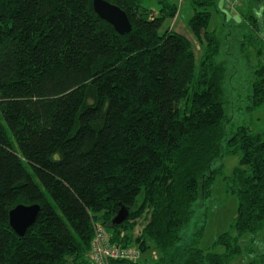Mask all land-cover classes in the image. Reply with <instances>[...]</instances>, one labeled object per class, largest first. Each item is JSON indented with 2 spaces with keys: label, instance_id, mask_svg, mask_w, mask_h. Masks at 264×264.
I'll return each mask as SVG.
<instances>
[{
  "label": "trees",
  "instance_id": "trees-1",
  "mask_svg": "<svg viewBox=\"0 0 264 264\" xmlns=\"http://www.w3.org/2000/svg\"><path fill=\"white\" fill-rule=\"evenodd\" d=\"M93 1L0 0V264H93L96 225L113 245L156 250L155 264H231L240 238L264 229V134L237 117L264 107V62L249 60L263 52V2L245 25L211 30L219 0H184L198 61L166 27L178 14L169 0L157 14L146 0H104L128 15L127 35ZM226 156H239L231 176ZM219 176L237 216L211 249L191 247ZM19 205L40 206L24 236L9 220ZM122 208L129 218L114 226Z\"/></svg>",
  "mask_w": 264,
  "mask_h": 264
},
{
  "label": "rangeland",
  "instance_id": "rangeland-1",
  "mask_svg": "<svg viewBox=\"0 0 264 264\" xmlns=\"http://www.w3.org/2000/svg\"><path fill=\"white\" fill-rule=\"evenodd\" d=\"M169 1L171 4L177 6L178 14L174 20L167 23L166 27L179 34H182L194 44L197 54V60L199 61L203 51L188 26L189 20L193 15L191 6L184 0ZM227 1L229 0L218 1L217 11L220 14L217 12L213 15L212 23L216 22V19L218 18L217 15H225L228 19L227 22H229V24H244V22L240 21L239 18H235L239 15V6L236 7L235 11L230 10L227 7ZM250 2H263L264 5V0H251ZM145 6L150 8L155 14H157L159 11L157 0H146ZM247 10H250L249 7L247 8ZM252 10L255 14L256 12H260V9L256 7H252ZM257 16L261 20L260 26L262 29V34H264V15L261 13L257 14ZM213 27H215L216 29H221L222 25L221 27H218V24H216L213 25ZM249 27V24H247V28ZM260 48L263 50L261 58L257 56L254 49L250 50L251 57L249 60L252 64L264 62V41H261ZM198 61L197 63L199 64ZM239 65L242 66L236 67L237 69L244 67L242 63H239ZM88 102L89 104H93L94 102L92 93L89 94ZM237 117L240 118V122L244 121L245 119L248 120L249 127L254 133L261 132L264 134V107L250 114H247V112L245 111L239 112ZM238 163L239 156L224 157L223 166L225 175L231 176L234 168L238 166ZM205 206L208 212V221L205 228L204 237L200 241H191L189 245L191 247H199L200 249L207 251L213 247L215 240L220 235L231 229V225L233 224L237 216L238 200L236 196L226 191V184L222 176L217 177L216 182L212 188V196L205 201ZM141 231L142 228L140 226L137 227L134 231L135 237H138L141 234ZM239 243L240 246L244 249V252L236 259H234L231 264H248L255 259V255L264 254V229L258 234L254 242L251 241L250 234H246L240 238ZM248 247H251L254 253L247 252ZM133 248L135 249L137 248V246L133 245ZM182 251V248H178L177 253L180 254V252ZM224 251L225 249L223 247H217L213 250V252L215 253H223ZM159 258L160 255L158 254V252L153 249L148 252L141 253L140 264H155Z\"/></svg>",
  "mask_w": 264,
  "mask_h": 264
},
{
  "label": "water",
  "instance_id": "water-1",
  "mask_svg": "<svg viewBox=\"0 0 264 264\" xmlns=\"http://www.w3.org/2000/svg\"><path fill=\"white\" fill-rule=\"evenodd\" d=\"M93 8L95 13L101 19L112 25L120 35H127L131 32L132 26L128 15L118 6L104 0H94ZM39 213V205H19L10 212V226L19 236H24L28 229L36 223ZM128 218L129 211L122 208L113 220V225L120 226Z\"/></svg>",
  "mask_w": 264,
  "mask_h": 264
},
{
  "label": "built area",
  "instance_id": "built-area-1",
  "mask_svg": "<svg viewBox=\"0 0 264 264\" xmlns=\"http://www.w3.org/2000/svg\"><path fill=\"white\" fill-rule=\"evenodd\" d=\"M242 1L244 0H229L227 7L235 11ZM90 259L93 264H110L111 259L138 262L141 259V254L133 247L122 248L113 245L106 230L102 226L96 225Z\"/></svg>",
  "mask_w": 264,
  "mask_h": 264
},
{
  "label": "crops",
  "instance_id": "crops-1",
  "mask_svg": "<svg viewBox=\"0 0 264 264\" xmlns=\"http://www.w3.org/2000/svg\"><path fill=\"white\" fill-rule=\"evenodd\" d=\"M250 1L251 0H245L242 3V5L240 6V8L238 9L239 15L237 17H235V18H239V20L242 21V22H244V23H247L245 19H246L247 15L249 14V11L247 10V8L249 7L248 5L250 4ZM217 17L218 18L216 19V22L212 23V29L211 30H215L216 29L215 27H213V25L218 24V27H221V25H223V22L229 23V22H227L228 19H227V17L225 15H223V16L217 15Z\"/></svg>",
  "mask_w": 264,
  "mask_h": 264
}]
</instances>
